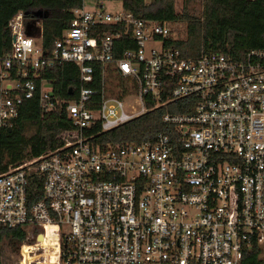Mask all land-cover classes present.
Wrapping results in <instances>:
<instances>
[{
	"label": "built area",
	"instance_id": "1",
	"mask_svg": "<svg viewBox=\"0 0 264 264\" xmlns=\"http://www.w3.org/2000/svg\"><path fill=\"white\" fill-rule=\"evenodd\" d=\"M105 1L82 0L50 49L40 26L27 32L22 10L8 19L0 129L35 92L44 110L53 108L52 80L41 70L64 62L79 69L63 142L0 172V224L25 226L36 240L21 244L18 264H31L38 248L40 264H240L243 247L264 245V49L185 57L166 43L183 36L177 21ZM94 64L100 88L85 86ZM190 93L194 110L163 112L171 128L150 139L101 146L87 134L96 121L108 129ZM30 171L41 174L33 201Z\"/></svg>",
	"mask_w": 264,
	"mask_h": 264
},
{
	"label": "trees",
	"instance_id": "2",
	"mask_svg": "<svg viewBox=\"0 0 264 264\" xmlns=\"http://www.w3.org/2000/svg\"><path fill=\"white\" fill-rule=\"evenodd\" d=\"M81 1L0 0V55L10 49L8 19L16 11H23L25 23L40 26L42 44L50 49L54 39L69 25L72 9L79 6ZM119 1L122 8L143 18L182 21L183 36L168 39L166 43L178 47L185 57L221 52L233 58H241L249 48L264 49V0H184L180 6L176 0ZM195 1L199 2L200 11L189 6V3ZM123 39L124 35L116 39L121 48L128 46L123 43ZM78 74V66L72 62L41 70L40 76L51 78L50 92L57 102L46 111L41 106L37 92L31 97L23 98L12 123L0 129V172L63 142L62 132L71 127L65 101L78 93ZM93 75L94 80L85 83V86L100 88L99 64H94ZM172 86L173 81L165 79V98ZM196 101L197 96L194 93L166 99L156 107L108 129H101L99 121H96L87 128V134L92 143H99L101 146L108 142L150 139L156 133L171 128V125L162 121L163 112H191ZM28 193L30 201L41 197V174L36 171L29 172ZM26 236L25 226L8 227L0 224V255L4 245L18 252L24 241L35 240V237L26 239ZM240 264H264V245L252 242L243 247Z\"/></svg>",
	"mask_w": 264,
	"mask_h": 264
},
{
	"label": "rangeland",
	"instance_id": "3",
	"mask_svg": "<svg viewBox=\"0 0 264 264\" xmlns=\"http://www.w3.org/2000/svg\"><path fill=\"white\" fill-rule=\"evenodd\" d=\"M105 5L110 10H117V9H120L122 7L121 2L119 0H106ZM177 5L180 6L179 3ZM189 6H192V8L195 11H200V9H201L198 1L189 3ZM175 25L178 28L179 33L184 32V23L182 21H177V23ZM30 32L32 34L39 33V26L36 25V26H33V28L31 26ZM38 40H37V42H38ZM34 241H36V240H34ZM41 250H42L41 248L36 249V253H38V254H37L36 258L32 261L31 264H40L41 263L42 258H43V256L41 254H39L41 252ZM52 250H53V246L51 245L48 252H52ZM260 254L262 255L263 252L261 251ZM1 255L2 256H1V263L0 264H18V259L20 257L19 251L18 252L12 251L7 245H4L2 248ZM47 261H48V259H46L45 264H52V262H47Z\"/></svg>",
	"mask_w": 264,
	"mask_h": 264
},
{
	"label": "water",
	"instance_id": "4",
	"mask_svg": "<svg viewBox=\"0 0 264 264\" xmlns=\"http://www.w3.org/2000/svg\"><path fill=\"white\" fill-rule=\"evenodd\" d=\"M31 25H32V23H30V22L26 23V30H27L28 33H31L30 32ZM69 92H71V90Z\"/></svg>",
	"mask_w": 264,
	"mask_h": 264
}]
</instances>
